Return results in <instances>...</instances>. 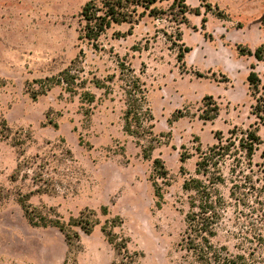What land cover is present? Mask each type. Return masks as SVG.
I'll list each match as a JSON object with an SVG mask.
<instances>
[{"label": "rangeland", "instance_id": "rangeland-1", "mask_svg": "<svg viewBox=\"0 0 264 264\" xmlns=\"http://www.w3.org/2000/svg\"><path fill=\"white\" fill-rule=\"evenodd\" d=\"M88 1L0 0V264L119 263L103 226H113L117 241H126L130 253L141 255L139 264H184L178 244L188 193L182 185L195 177V148L213 145L217 131L227 137L233 127L247 129L257 120L246 78L254 64L263 80L264 61L238 51L264 43V0H186L201 15L188 14V25L181 26L182 41L191 49L184 68L161 33L153 39L156 28H166L164 21L145 18L125 37L116 33H125L129 26L114 25L95 46L81 40L80 12ZM216 7L224 19L216 17ZM202 17L205 31L200 28ZM77 58L88 80L115 75L111 94L87 84L95 96L91 104L57 86L32 98L33 90L40 91L33 81L56 76ZM118 61L134 70L146 87L159 141L148 159L122 130L125 106ZM205 96H212L210 103L219 107L213 121L199 119ZM177 111L185 116L170 123ZM259 134L263 136V127ZM184 151L191 157L182 165L179 154ZM154 159L163 162L168 174L160 209L152 188ZM19 195H26L49 219L67 222L88 209L97 213L99 224L88 235L74 228L79 247L68 253L56 228L28 224ZM102 207L106 216L100 213Z\"/></svg>", "mask_w": 264, "mask_h": 264}, {"label": "trees", "instance_id": "trees-1", "mask_svg": "<svg viewBox=\"0 0 264 264\" xmlns=\"http://www.w3.org/2000/svg\"><path fill=\"white\" fill-rule=\"evenodd\" d=\"M164 3H167L166 7L162 6ZM215 9L216 17L224 19L225 14L217 7ZM190 13L201 15L200 10L191 9L186 0H89L80 12L83 25L79 38L95 46L98 38L114 25L129 26L125 33H116L118 37H125L131 35L133 27L145 18L164 21L166 28H156L153 39L161 33L169 48L176 52L179 67L184 68L185 55L191 49L182 41L181 26L188 25L187 15ZM206 22V18L202 17V31H205ZM261 26L264 28V20ZM148 42L145 41L142 49H148ZM239 48L240 56H252L257 62L264 61V43L254 50ZM142 49L132 47L134 51ZM117 67V79L125 106L122 130L136 140L143 157L148 159L159 141L153 134V117L146 98V87L124 61H118ZM83 73L82 62L77 58L56 76L33 81L39 84L40 91L33 90L32 98L45 94L55 86L70 96H78L85 104L95 101L94 94L86 89L87 84L103 90L107 95L112 93L110 84L115 75L101 81L95 77L88 80ZM195 74L202 77L201 73ZM246 80L254 101L251 113L256 122L247 129L233 127L227 137L217 131L213 135L216 141L213 145L206 149L196 147L198 160L195 177H188L183 182L182 189L188 193V209L178 246L183 253L184 264H264V134H259L260 127L264 129V75L262 80L255 71V65L251 64ZM212 101V96L203 98L204 109L199 119L213 121L218 116L219 107L215 102L210 103ZM184 116L183 112L177 111L170 123ZM256 155L259 161H254ZM190 157L184 151L179 154V161L183 165ZM18 172L19 169L15 171L16 174ZM180 172L186 174L183 166ZM164 185H169L167 171L160 159H154L152 188L158 209L164 203ZM17 202L30 226L56 228L67 242L68 253L79 247V235L74 228L88 235L99 224L94 210L86 209L78 217H71L65 222L49 219L40 209L28 203L26 195H19ZM230 210L232 215H229ZM100 213L106 216L107 208L102 207ZM112 228L102 227L107 242L121 258L119 263L112 264H139L141 255L130 253L126 241L118 242Z\"/></svg>", "mask_w": 264, "mask_h": 264}]
</instances>
